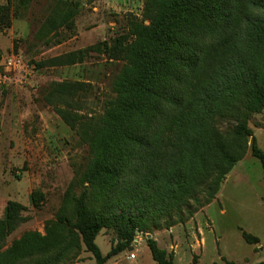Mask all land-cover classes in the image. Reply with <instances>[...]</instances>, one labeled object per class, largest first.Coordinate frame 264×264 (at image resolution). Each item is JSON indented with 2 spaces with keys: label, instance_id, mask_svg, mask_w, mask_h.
I'll list each match as a JSON object with an SVG mask.
<instances>
[{
  "label": "trees",
  "instance_id": "1",
  "mask_svg": "<svg viewBox=\"0 0 264 264\" xmlns=\"http://www.w3.org/2000/svg\"><path fill=\"white\" fill-rule=\"evenodd\" d=\"M7 1L0 15L8 22ZM53 2L38 36L55 37L74 25L79 2ZM90 52L123 62L101 114L81 113L88 82L52 81L42 93L88 146V161L43 234L27 230L6 246L27 220L23 204L6 202L0 264L68 263L82 248L106 264L137 232L169 228L210 203L248 147L264 174V151L248 126L249 117L264 109V0H144L142 19L130 16L125 32L35 65H72ZM30 198L38 207L43 194L33 190ZM102 229L117 238L106 254L95 242ZM147 244L158 264H172V254L167 257L155 240Z\"/></svg>",
  "mask_w": 264,
  "mask_h": 264
},
{
  "label": "rangeland",
  "instance_id": "2",
  "mask_svg": "<svg viewBox=\"0 0 264 264\" xmlns=\"http://www.w3.org/2000/svg\"><path fill=\"white\" fill-rule=\"evenodd\" d=\"M77 1L80 6L73 27L62 28L55 37L52 33L37 35L53 0H29L26 7L20 0H9L8 22L0 15V217L9 200L23 204L27 216L7 237L6 246L24 231L44 233L46 221L54 218L76 171L89 158L88 146L43 101V91L52 81L88 82L90 90L81 113L99 115L105 101L114 96L112 81L123 62L90 52L72 65L38 67L35 63L109 41L126 31L130 16L142 19L144 0ZM7 3L0 0V6ZM10 58L12 63L7 65ZM248 126L264 151V109L249 117ZM33 190L43 194L38 207L31 203ZM190 206L194 209L195 203ZM182 214L187 216L186 210ZM243 232L257 242L246 241ZM148 238L155 240L167 257L172 254V264H264V174L250 147L226 174L210 203L169 228L137 232L132 244L106 264H158ZM95 242L106 254L116 246V234L102 229ZM60 264L97 263L82 248L71 262Z\"/></svg>",
  "mask_w": 264,
  "mask_h": 264
},
{
  "label": "built area",
  "instance_id": "3",
  "mask_svg": "<svg viewBox=\"0 0 264 264\" xmlns=\"http://www.w3.org/2000/svg\"><path fill=\"white\" fill-rule=\"evenodd\" d=\"M12 60H13V58L8 59V64L7 65H11ZM130 256L133 257L134 256V253L133 252H130Z\"/></svg>",
  "mask_w": 264,
  "mask_h": 264
}]
</instances>
